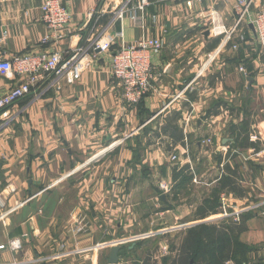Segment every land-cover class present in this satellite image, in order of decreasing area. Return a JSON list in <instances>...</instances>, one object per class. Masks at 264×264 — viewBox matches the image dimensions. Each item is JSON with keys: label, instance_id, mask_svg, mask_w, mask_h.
Here are the masks:
<instances>
[{"label": "crops", "instance_id": "1", "mask_svg": "<svg viewBox=\"0 0 264 264\" xmlns=\"http://www.w3.org/2000/svg\"><path fill=\"white\" fill-rule=\"evenodd\" d=\"M124 1L67 4L63 38L42 45V0H0V59L83 49L77 82L46 75L28 97L0 112V244L21 241L16 252L0 251V264H107L114 244L120 247L116 264H170L183 231L209 223L195 217L212 191L223 188L225 168L239 170L238 194L230 186L220 194L229 210L261 206L241 216L237 242L245 252L224 264H264V56L251 26H240L224 45L235 0L189 7L147 0L140 11L134 0L118 19ZM143 33L159 37L163 48L151 56L152 90L136 106H125L109 74L110 53ZM108 39L110 53L91 50L93 41ZM216 40L218 57L198 77ZM19 83L0 74V94ZM209 109L217 115L206 117ZM245 124L244 132L231 133ZM161 182L168 192L160 191ZM219 208L206 220L217 218ZM132 236L145 239L126 243ZM152 238L154 252L141 244ZM165 245L169 258L155 262Z\"/></svg>", "mask_w": 264, "mask_h": 264}, {"label": "built area", "instance_id": "2", "mask_svg": "<svg viewBox=\"0 0 264 264\" xmlns=\"http://www.w3.org/2000/svg\"><path fill=\"white\" fill-rule=\"evenodd\" d=\"M25 1V0H23ZM85 0H42L40 11L42 12L41 22L47 29V34L41 40L42 45L58 44L63 38L61 31L68 25L70 21V11L67 4ZM95 6H100L107 0H89ZM134 0H125L122 6L116 11L115 17L123 19L128 11H131V3ZM147 0H140L137 3V11L144 9L147 6ZM183 2L187 7L200 3L202 0H169ZM235 20L234 25L224 33L223 44L226 45L232 42V36L240 26L249 25L252 27L255 43L259 49V53L264 56V0H235ZM132 21L135 25L141 26L140 16L133 13ZM121 39L122 34L119 33L115 37ZM121 41V40H120ZM113 41H93L91 46L92 51H98L102 54L111 52ZM163 48V42L159 37H149L143 33L138 40L132 43L123 42L117 49L110 53L109 74L114 79L122 90L121 100L126 106H136L139 104L152 90L151 81L153 79L151 56H157ZM236 49V45L233 46ZM220 52V48H216L209 53L204 64L199 68L197 76H202L207 66L212 63ZM83 49L76 48L69 50L66 53L46 51L40 53L27 52L10 60L0 59V74L13 76L20 79V83L12 87V89L0 94V112L12 107L18 101L28 97L32 90L46 77L52 74L56 77L63 76L68 84L77 82L80 78L82 63L80 60ZM244 72L242 68L239 69ZM206 147L211 144V139L206 140ZM172 161L176 158L172 157ZM160 191L168 192L169 187L163 182L158 184ZM219 216L214 219L204 220L209 223L232 219L238 222L244 213H248L259 205H243V207L235 210H229L230 201L225 195L220 196L219 201ZM221 218V219H220ZM219 219V220H216ZM200 223V222H199ZM165 232V231H164ZM150 235V234H148ZM145 239L144 236H132L126 240V243L136 242ZM110 243L109 246H112ZM116 245V244H114ZM113 245V246H114ZM108 246V245H107ZM21 248L19 239L10 240L7 244H0V251L8 249L11 252H16ZM170 254L168 247L165 245L159 248L155 253V262H160L164 257ZM60 259V258H57ZM43 262V261H40ZM15 264V263H14ZM17 264H21L17 262Z\"/></svg>", "mask_w": 264, "mask_h": 264}, {"label": "trees", "instance_id": "3", "mask_svg": "<svg viewBox=\"0 0 264 264\" xmlns=\"http://www.w3.org/2000/svg\"><path fill=\"white\" fill-rule=\"evenodd\" d=\"M218 42V40L214 41L210 48L211 51L216 48ZM219 106L216 105L215 109H218ZM215 109L212 111L209 109L205 116L217 115L218 112ZM179 118L180 113L175 112L173 120L177 121ZM245 128L246 124L243 128L241 126V129L232 128L231 133L233 134L236 130L244 132ZM236 135L238 136L236 140L239 141L240 134L237 133ZM180 142L183 144V139ZM173 143L175 144V142ZM224 172L226 173L222 175L218 183L223 188L212 191L209 201H204L200 213L199 211L197 212L195 221H204L207 219L206 216L218 213V198L226 186H230L229 191L238 194L239 170L237 168L235 170L225 168ZM225 175H228V177ZM244 222L245 218H241L238 222L227 218L186 228L183 231L179 246L174 251L175 256L170 264H224L228 260H234L236 255L245 252L243 247L237 242V236L244 231Z\"/></svg>", "mask_w": 264, "mask_h": 264}, {"label": "rangeland", "instance_id": "4", "mask_svg": "<svg viewBox=\"0 0 264 264\" xmlns=\"http://www.w3.org/2000/svg\"><path fill=\"white\" fill-rule=\"evenodd\" d=\"M201 30H202V28H201ZM199 31V30H198ZM199 33V32H198ZM195 39L196 40H202V37H201V35H199V34H197V35H195ZM221 219V218H220ZM216 220H219V219H216ZM192 224V223H191ZM189 225V224H188ZM182 226H184V225H182ZM165 229V228H164ZM182 230V229H181ZM165 234H167V233H163V235H165ZM168 236V235H167ZM171 241H178V239H168V244H169V246L171 245ZM145 242H147V243H145ZM170 242V243H169ZM144 243V244H143ZM142 248L144 247V249H148V250H150L151 252H154V249L156 248L155 246H156V242L154 241V238H152V239H147L146 241H143L142 243ZM146 245V246H145ZM167 259L169 258L168 256L166 257ZM164 263V262H163Z\"/></svg>", "mask_w": 264, "mask_h": 264}, {"label": "water", "instance_id": "5", "mask_svg": "<svg viewBox=\"0 0 264 264\" xmlns=\"http://www.w3.org/2000/svg\"><path fill=\"white\" fill-rule=\"evenodd\" d=\"M162 199H163V196H162ZM119 249H120V247L118 245H114V247L111 248V250L109 252L110 256L108 258L107 264H116L118 262V260H119V255H118Z\"/></svg>", "mask_w": 264, "mask_h": 264}]
</instances>
